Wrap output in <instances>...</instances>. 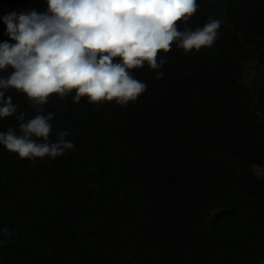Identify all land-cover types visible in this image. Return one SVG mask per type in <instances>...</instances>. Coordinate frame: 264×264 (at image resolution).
<instances>
[{
	"label": "trees",
	"instance_id": "1",
	"mask_svg": "<svg viewBox=\"0 0 264 264\" xmlns=\"http://www.w3.org/2000/svg\"><path fill=\"white\" fill-rule=\"evenodd\" d=\"M198 3L189 26L213 16L219 38L189 55L173 44L160 80L147 65L132 70L147 84L136 102L50 99V139L68 130L73 150L33 162L0 145V228L15 233L0 264L264 261V0ZM32 9L47 11L46 0H0V43H15L2 17ZM8 96L36 114L23 94ZM9 127L19 134L15 117L0 119Z\"/></svg>",
	"mask_w": 264,
	"mask_h": 264
},
{
	"label": "clouds",
	"instance_id": "2",
	"mask_svg": "<svg viewBox=\"0 0 264 264\" xmlns=\"http://www.w3.org/2000/svg\"><path fill=\"white\" fill-rule=\"evenodd\" d=\"M47 11H12L2 17L6 35L14 44L0 43V119L15 117L17 130L0 131V145L21 160L54 159L75 148L59 130L55 140L56 112L47 111L50 99L82 98L94 107L115 102L134 103L147 91V84L132 70L147 65L156 79L167 63L173 44L185 55L211 48L219 38L222 20L209 16L202 27L188 21L200 8L198 0H46ZM180 25H183L181 30ZM118 58V59H117ZM14 89L25 96L35 115L27 118L12 96ZM59 108V104H53ZM15 233L0 228V245ZM264 264V261L261 262Z\"/></svg>",
	"mask_w": 264,
	"mask_h": 264
},
{
	"label": "rangeland",
	"instance_id": "3",
	"mask_svg": "<svg viewBox=\"0 0 264 264\" xmlns=\"http://www.w3.org/2000/svg\"><path fill=\"white\" fill-rule=\"evenodd\" d=\"M255 67L246 68L242 74V81L248 83L250 81L251 75L255 72ZM260 70L264 71V67H261ZM261 264V263H260Z\"/></svg>",
	"mask_w": 264,
	"mask_h": 264
}]
</instances>
